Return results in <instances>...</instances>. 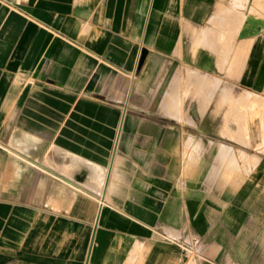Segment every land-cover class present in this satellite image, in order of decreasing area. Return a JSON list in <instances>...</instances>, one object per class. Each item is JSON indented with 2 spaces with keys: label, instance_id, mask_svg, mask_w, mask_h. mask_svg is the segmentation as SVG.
<instances>
[{
  "label": "crops",
  "instance_id": "obj_1",
  "mask_svg": "<svg viewBox=\"0 0 264 264\" xmlns=\"http://www.w3.org/2000/svg\"><path fill=\"white\" fill-rule=\"evenodd\" d=\"M263 171L264 0H0V264H264Z\"/></svg>",
  "mask_w": 264,
  "mask_h": 264
},
{
  "label": "rangeland",
  "instance_id": "obj_2",
  "mask_svg": "<svg viewBox=\"0 0 264 264\" xmlns=\"http://www.w3.org/2000/svg\"><path fill=\"white\" fill-rule=\"evenodd\" d=\"M214 88V84H213V82H211V84H210V89H213ZM229 91H230V89H227V93H229ZM244 95V94H243ZM237 96V95H236ZM251 94L250 93H245V95L243 96V99L244 100H233L231 97L230 98H227V100H226V103H227V110H229V111H233V112H235V110L237 111V110H240L241 112H242V118H241V120H243V122H244V124H246L247 123V115H248V113H250V111H251V109L253 110V99L251 98ZM242 97V96H241ZM249 98H251V100H249V101H251V102H249L248 101V99ZM244 101H247V102H244ZM248 103V104H247ZM206 104H207V102H206ZM205 104V105H206ZM205 105H202L201 107V112L203 111L204 112V110H205ZM202 112V113H203ZM223 144L222 145H219L218 146V152H217V156L219 157V158H221V159H228V161H232V160H234V155L232 154V153H227L226 154V152H224V150H222V148H223ZM226 147H228V148H230L231 149V147H229V146H227V145H225ZM228 148L226 149V150H228ZM258 152H260L259 150H258ZM241 155L243 156H241V155H239V154H237L238 155V157L240 158V159H245V158H247V155H246V153L245 152H243V151H241ZM249 153H251V154H253V156H255L254 154H256L254 151L252 152V151H249ZM258 156H259V154H258ZM242 157V158H241ZM249 158H251V157H249ZM254 158V157H253ZM263 173H264V171H263ZM255 184V189L253 190V200L254 201H256V199H257V197H259V184L260 183H254ZM261 184H264V183H261ZM259 187V188H258ZM256 190V191H255ZM258 190V191H257ZM262 217L264 218V215H262Z\"/></svg>",
  "mask_w": 264,
  "mask_h": 264
},
{
  "label": "bare ground",
  "instance_id": "obj_3",
  "mask_svg": "<svg viewBox=\"0 0 264 264\" xmlns=\"http://www.w3.org/2000/svg\"><path fill=\"white\" fill-rule=\"evenodd\" d=\"M261 23H262V19H254L253 18V23H252V21H251V19H250V17L249 16H247L246 17V20H245V22H244V24H243V27H242V30L239 32V35L238 36H246V35H249L250 33H256V32H258L259 30H260V28H261ZM252 24H253V26H252ZM207 92V91H206ZM195 93V92H194ZM204 96V95H203ZM253 99V98H252ZM249 100H251V98H249L248 99V101ZM249 102H251V101H249ZM200 104V103H199ZM202 104V103H201ZM206 104V101H205V103L204 104H202V105H205ZM248 104V103H247ZM206 106V105H205ZM202 108V107H201ZM203 112V111H202ZM228 147H226L225 145L223 146V148H222V150H224V152H226V154L227 153H232L234 156L235 155H237V154H239V155H241L242 153H241V151L239 150V151H233V149L231 148H228V150H226ZM242 156V155H241ZM243 157V156H242ZM241 157V158H242Z\"/></svg>",
  "mask_w": 264,
  "mask_h": 264
},
{
  "label": "water",
  "instance_id": "obj_4",
  "mask_svg": "<svg viewBox=\"0 0 264 264\" xmlns=\"http://www.w3.org/2000/svg\"><path fill=\"white\" fill-rule=\"evenodd\" d=\"M251 19V18H250ZM251 21H252V23H253V20L251 19ZM252 26H253V24H252ZM259 32V31H258ZM257 33V32H256ZM250 34H253V33H250ZM255 34V33H254ZM241 37H243V36H239V38H241Z\"/></svg>",
  "mask_w": 264,
  "mask_h": 264
}]
</instances>
